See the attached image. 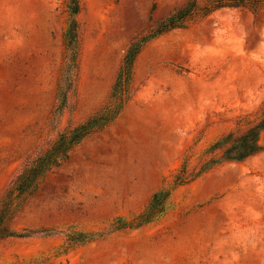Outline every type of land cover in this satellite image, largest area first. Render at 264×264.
<instances>
[{
    "label": "rangeland",
    "instance_id": "obj_1",
    "mask_svg": "<svg viewBox=\"0 0 264 264\" xmlns=\"http://www.w3.org/2000/svg\"><path fill=\"white\" fill-rule=\"evenodd\" d=\"M188 1L80 0L69 46L68 0H0V264H264V150L200 174L261 118L264 9L160 33Z\"/></svg>",
    "mask_w": 264,
    "mask_h": 264
},
{
    "label": "trees",
    "instance_id": "obj_2",
    "mask_svg": "<svg viewBox=\"0 0 264 264\" xmlns=\"http://www.w3.org/2000/svg\"><path fill=\"white\" fill-rule=\"evenodd\" d=\"M70 10L72 13V19L70 27L66 36L69 38V46L78 43V29L75 16L80 11V0H68ZM223 8H239L247 9L255 14H260L264 9V0H189L186 5L177 10L164 20L158 31L160 33L167 32L176 28H186L191 22H195L199 18H205L213 12ZM130 61L127 62L128 66H131L134 62L135 54L130 55ZM128 58V57H127ZM75 65L77 64V55L73 56ZM264 132V102L261 108L260 120L250 125L244 132L234 135L230 133L222 141L221 145H216L213 148L222 147L221 156L219 158H212L206 162L200 171V174L214 168L225 161H245L250 157H253L264 150V145L261 143V135ZM88 133V126L83 125L78 127L74 131V135L70 140L66 139L65 134H61L52 149L42 157L36 167L29 170V176H18L14 184L17 188H20L21 192H25L31 186L34 185L37 178H39L48 167L57 160L59 156L66 155L67 150L71 144L81 140ZM186 177L181 172L178 174L175 180V185L185 184ZM170 193L159 192L154 195L152 204L148 210L137 218L136 226H141L150 222L156 216H160L166 210V202ZM12 235L8 233L7 228L4 226V219L0 217V237Z\"/></svg>",
    "mask_w": 264,
    "mask_h": 264
}]
</instances>
